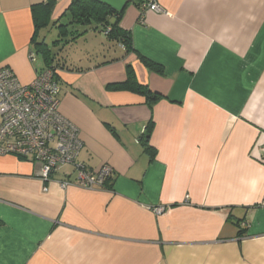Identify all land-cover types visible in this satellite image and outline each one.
Returning a JSON list of instances; mask_svg holds the SVG:
<instances>
[{
	"label": "crops",
	"instance_id": "obj_1",
	"mask_svg": "<svg viewBox=\"0 0 264 264\" xmlns=\"http://www.w3.org/2000/svg\"><path fill=\"white\" fill-rule=\"evenodd\" d=\"M53 1L35 17L47 0H0V68L28 84L48 32L83 40L87 63L53 58L59 112L79 130L76 161L112 176L62 189L73 166L44 181L38 162L0 154V264H264V0H157L165 13L143 21L141 0H95L123 10L133 51L118 56L98 24L70 23L72 0ZM127 65L156 98L108 88Z\"/></svg>",
	"mask_w": 264,
	"mask_h": 264
},
{
	"label": "built area",
	"instance_id": "obj_2",
	"mask_svg": "<svg viewBox=\"0 0 264 264\" xmlns=\"http://www.w3.org/2000/svg\"><path fill=\"white\" fill-rule=\"evenodd\" d=\"M149 12L165 13L157 0H144L140 20ZM57 74L56 67H45L30 83L21 84L11 70L0 68V154L38 162L44 181L60 167L73 166L75 178L60 181L62 189L72 184L83 189L100 188L112 176V168L104 164L91 172L76 161L82 141L77 127L59 112ZM161 211L154 209L156 214Z\"/></svg>",
	"mask_w": 264,
	"mask_h": 264
},
{
	"label": "trees",
	"instance_id": "obj_3",
	"mask_svg": "<svg viewBox=\"0 0 264 264\" xmlns=\"http://www.w3.org/2000/svg\"><path fill=\"white\" fill-rule=\"evenodd\" d=\"M142 2H144V0H141V3ZM53 5H54L53 0H47V2L32 8V11L35 17L37 13V8L45 9L44 11L45 14H48L50 13V9L53 7ZM68 10L71 11L70 12L71 17L69 20L70 23H80L81 25H85V24L94 22L99 25L100 32L104 35L106 40L113 42L115 44H118V45H122L125 54L133 51V48L131 45L130 33L123 30L119 26V22L121 20L123 10L116 11L113 8L109 7L108 5L104 3H100L95 0H72L69 5ZM34 22H35L36 29L38 27H41V25L44 23V22L40 23V21H38L37 18H35ZM60 27H64V25H61ZM36 45L38 49H40L42 57L45 61L44 62L46 65L45 67L52 66L58 69V66L53 64L54 56L50 53V49L48 45L43 42L37 43ZM139 58L141 62L154 73L162 72V69L159 66V64L144 57L141 54L139 55ZM110 87L112 88L115 87L116 89L126 90V91L135 93L137 95H142L145 97H148V95H150V96H153L152 98H156V95L151 93L145 85L138 83L136 79V75L131 65L126 66L125 80L108 86V88ZM152 127H153V123L152 121H150L145 128V133L143 134V137L145 138L146 141L150 136ZM145 151L150 156L154 155V150H152V148L149 146L145 148ZM236 226L238 227V236H242L244 234L243 226L239 225V223H236Z\"/></svg>",
	"mask_w": 264,
	"mask_h": 264
},
{
	"label": "rangeland",
	"instance_id": "obj_4",
	"mask_svg": "<svg viewBox=\"0 0 264 264\" xmlns=\"http://www.w3.org/2000/svg\"><path fill=\"white\" fill-rule=\"evenodd\" d=\"M63 23H65V22L63 21ZM50 32L55 34V36H56V29H53ZM47 34H48L47 36H48L49 39L46 40V44L48 45L50 51H52L50 53H53L54 57L57 56V55H59V57H64V56L69 55L70 57H73V58H77L78 57L79 59H82V60L84 59V62H86L85 58L83 56L79 55V49H80L79 46H81L83 44V40H80L75 45V47H73V48H68V47L65 48V46H63L64 44L61 43V42H60V46L57 47L56 45L52 44V42L55 41V40H53V38H55V36L53 37L52 34H50L49 32ZM100 38H102V40H104V43L107 44L106 43L107 40L104 37L101 36ZM120 54H121V50L118 49V46L116 44V56H118Z\"/></svg>",
	"mask_w": 264,
	"mask_h": 264
}]
</instances>
